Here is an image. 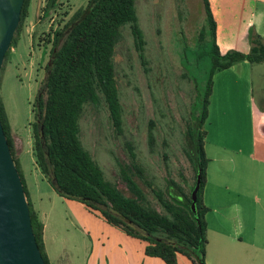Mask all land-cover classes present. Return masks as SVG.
<instances>
[{"label":"rangeland","instance_id":"1","mask_svg":"<svg viewBox=\"0 0 264 264\" xmlns=\"http://www.w3.org/2000/svg\"><path fill=\"white\" fill-rule=\"evenodd\" d=\"M87 1L58 0L49 6L47 0H31L28 15L14 36L0 71V100L18 137L16 159L46 242L54 244L60 264H165L144 254L145 242L109 225L81 202L58 195L34 164L33 108L47 77L51 40ZM134 6L145 40L144 60L134 46L129 25L122 27L113 55L121 130L114 128L103 102L86 104L79 121L80 139L105 177L126 195L130 193L119 169L132 163L130 149L155 187L166 189L170 174L187 189L193 170L184 152V127L200 108L212 62L210 36L201 35L207 28L202 1L135 0ZM260 78V72L254 70L258 89ZM255 111L256 117H264L259 91ZM203 127L206 130V120ZM262 132L264 123L258 121L257 138ZM177 264L193 262L177 253Z\"/></svg>","mask_w":264,"mask_h":264},{"label":"trees","instance_id":"2","mask_svg":"<svg viewBox=\"0 0 264 264\" xmlns=\"http://www.w3.org/2000/svg\"><path fill=\"white\" fill-rule=\"evenodd\" d=\"M57 1L47 0L49 6ZM201 1L207 27L201 35L210 36L212 62L199 99L200 108L193 114L192 121L186 120L184 127V152L193 170V181L187 189L170 174L166 189L155 187L143 167L136 162L135 152L130 149L132 163L119 169L120 179L130 193L126 195L116 183L105 177L80 139L79 121L86 104L103 102L114 128L121 130L122 107L113 55L122 37V27L129 25L134 46L140 59L144 60L145 40L138 24L135 0H88L84 9L78 10L61 30L54 33L47 77L33 108L36 118L32 123L31 136L34 163L54 191L62 197L81 202L109 225L142 240L145 242L144 254L160 258L165 264H177V253L186 255L193 264H205V214L208 207L203 202L202 192L208 159L204 151L206 131L203 124L212 92V77L215 72L242 60L253 64L264 62V38L253 27L248 32V52L236 49L221 52L216 43V23L209 1ZM30 3L31 0H24L14 36L28 15ZM0 119L26 193L35 239L48 264L42 241L43 224L28 199L24 178L15 158L10 123L1 100ZM151 128L152 122L148 128L149 140L152 139ZM198 174L200 184L193 211L191 194Z\"/></svg>","mask_w":264,"mask_h":264},{"label":"crops","instance_id":"3","mask_svg":"<svg viewBox=\"0 0 264 264\" xmlns=\"http://www.w3.org/2000/svg\"><path fill=\"white\" fill-rule=\"evenodd\" d=\"M208 1L221 52H248L251 27L264 38V0ZM254 70L260 72L259 89ZM213 78L204 138L205 264H264V133L256 136L264 117L255 111L258 91L264 102V62L242 60ZM10 128L16 158L18 137ZM42 241L48 264H60L43 231Z\"/></svg>","mask_w":264,"mask_h":264},{"label":"water","instance_id":"4","mask_svg":"<svg viewBox=\"0 0 264 264\" xmlns=\"http://www.w3.org/2000/svg\"><path fill=\"white\" fill-rule=\"evenodd\" d=\"M24 0H0V70L20 22ZM200 175L192 190L195 210ZM0 264H46L31 224L23 183L0 119Z\"/></svg>","mask_w":264,"mask_h":264}]
</instances>
